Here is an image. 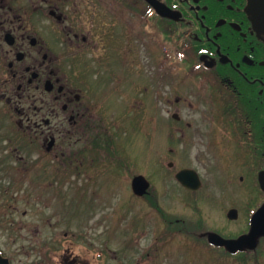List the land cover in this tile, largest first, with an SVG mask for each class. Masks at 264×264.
I'll list each match as a JSON object with an SVG mask.
<instances>
[{
    "label": "flooded vegetation",
    "instance_id": "flooded-vegetation-1",
    "mask_svg": "<svg viewBox=\"0 0 264 264\" xmlns=\"http://www.w3.org/2000/svg\"><path fill=\"white\" fill-rule=\"evenodd\" d=\"M158 1L174 16H162L147 0H0V103L7 115L0 126V204L11 213L0 216V238L8 230L20 245L11 252L0 243L9 264L15 255L18 264H86L69 248L60 259L48 256L47 247L61 241H47L43 217L13 215L15 192L43 190L48 166L75 176L110 167L116 96L139 104L133 107L149 100L155 111L161 100L171 107L186 154L218 176L217 203L232 202L227 217L232 212L230 219L246 224L224 236L250 232L264 204V0ZM144 17L161 26H133ZM160 42L180 52L184 64L176 71L165 57L172 69L162 98ZM33 174L39 183L26 187ZM189 235L198 245L210 233Z\"/></svg>",
    "mask_w": 264,
    "mask_h": 264
},
{
    "label": "rangeland",
    "instance_id": "rangeland-1",
    "mask_svg": "<svg viewBox=\"0 0 264 264\" xmlns=\"http://www.w3.org/2000/svg\"><path fill=\"white\" fill-rule=\"evenodd\" d=\"M142 20L143 22L133 19V26H161V21H147L146 17ZM167 48L169 47L164 48L160 42L156 59L162 88L161 98L162 91L167 90V82L162 80L172 69L167 66L165 58ZM145 56L143 49L141 64L144 72L149 73L152 69L146 63ZM177 57L179 59L180 55ZM183 66V63L177 61L176 71H182ZM115 98L117 110L112 116L119 125L113 124L111 127L112 147L116 150L111 161L114 163L117 159H122L117 158L120 154L130 163L126 169H111L109 165H102L100 169L90 172V175L75 176L54 171L56 168L53 170L48 166L47 174L40 177L41 188L46 186L47 191L31 189L15 192V200L18 202L13 215H26L28 218L22 219L23 221H33L34 219H30L32 217H43L44 237L54 244L61 241L56 249H52V245L47 247L48 256L53 253L60 259L69 248V252L78 255L81 263L86 264H264V243L245 262L244 255H224L222 249L211 248L200 237L198 239L201 243L198 240V245L195 244L196 237L185 231L160 237L162 235L159 231L164 228L165 221L149 200H155L171 219L178 222V227L195 230L193 232L196 233L216 231L233 236L245 228L246 224L227 217L232 202L225 201L223 205L217 203L218 176L215 173H206L199 160L186 154L182 133L175 130L182 123L174 124V112L168 104H163L161 100L158 110L155 111L152 110L151 100L148 101V106L144 103L139 108L133 107L136 103L134 101L125 103V99L121 102L122 98ZM122 103L132 105L133 108H124ZM2 108L3 104L0 103V126L7 120ZM181 115L184 116L183 111ZM174 135L175 143L170 140ZM170 148L174 150L170 151ZM171 161L174 162L172 167L169 166ZM184 167H193L202 173L201 189L190 191L178 182L175 174ZM138 174L146 175L151 181L150 194L153 193V197L150 199L147 196L138 197L133 192L132 179ZM35 176L33 174L32 181L26 182V187L34 182L39 183L35 181ZM3 198L0 192V199ZM2 211L0 216L10 217L11 213L1 203L0 212ZM197 224H201V227H197ZM66 232L75 233L77 236L65 237ZM0 243L5 248H10L11 252L20 247L10 238L8 230L0 238ZM15 258L16 264L20 263L21 257L15 255Z\"/></svg>",
    "mask_w": 264,
    "mask_h": 264
},
{
    "label": "water",
    "instance_id": "water-1",
    "mask_svg": "<svg viewBox=\"0 0 264 264\" xmlns=\"http://www.w3.org/2000/svg\"><path fill=\"white\" fill-rule=\"evenodd\" d=\"M149 1L162 16L172 17L174 16L171 10L158 0ZM173 166V163H169ZM176 178L187 188L198 190L202 186V180L199 173L191 168H183L176 174ZM264 188V180H262ZM151 186L150 180L143 174H138L132 179V189L137 196H144L148 193ZM234 214L229 212V217H233ZM264 236V204L255 212L252 218V227L249 233L243 234L238 238H226L219 233L210 232L209 241L216 246H224L231 253L242 251L245 248L254 249L258 245L259 238ZM0 261L4 264H9L7 258H2L0 255ZM114 264V263H108Z\"/></svg>",
    "mask_w": 264,
    "mask_h": 264
},
{
    "label": "trees",
    "instance_id": "trees-1",
    "mask_svg": "<svg viewBox=\"0 0 264 264\" xmlns=\"http://www.w3.org/2000/svg\"><path fill=\"white\" fill-rule=\"evenodd\" d=\"M115 154H116V150L112 147V150H111V157H114L115 156ZM119 156L120 157H118L117 156V158H124V157H122L120 154H119ZM117 159L114 163L111 161V168L113 169V168H123V169H126L127 167H128V164H130L129 162H127L125 159ZM150 197H153V193L150 195V196H148V198L150 199ZM148 199V200H149ZM149 202L151 203V206L152 207H154V208H156V210L158 211V213L161 215V217H162V219L165 221V227L164 228H162L159 232H160V235H162V236H160V237H164V236H166L167 234H171V233H173V235H175V233H177V232H182V231H185V232H187V233H191V232H193V231H195V230H191V229H187V228H184V229H181L180 227H178V225H177V222H174L170 217H169V215L168 214H166L164 211H163V209L156 203V201L154 200H149ZM175 223L176 224V226H174L172 223ZM197 227H201V224L199 225V224H197ZM188 241H190L191 242V240L190 239H188ZM207 243H208V241H207ZM264 243V238H262L261 239V241H260V243H259V245H258V247L256 248V249H246V250H244V251H241V252H238V253H236V254H234V256H237L238 254H239V256L240 255H244V260H245V262L247 261L248 262V260H249V258H252V256L255 254V252L257 251V250H260V248L262 247V244ZM209 244V243H208ZM210 245V244H209ZM210 247L212 248V246L210 245ZM217 248V247H216ZM219 249H222L223 251H224V255H231V253H229L225 248H219Z\"/></svg>",
    "mask_w": 264,
    "mask_h": 264
}]
</instances>
